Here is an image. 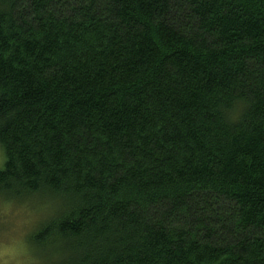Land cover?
<instances>
[{"label": "trees", "instance_id": "1", "mask_svg": "<svg viewBox=\"0 0 264 264\" xmlns=\"http://www.w3.org/2000/svg\"><path fill=\"white\" fill-rule=\"evenodd\" d=\"M0 149L40 264H264V0H0Z\"/></svg>", "mask_w": 264, "mask_h": 264}, {"label": "rangeland", "instance_id": "2", "mask_svg": "<svg viewBox=\"0 0 264 264\" xmlns=\"http://www.w3.org/2000/svg\"><path fill=\"white\" fill-rule=\"evenodd\" d=\"M3 163L0 149V168ZM23 205L0 209V264H40L24 253L28 235L39 220L40 212L33 204Z\"/></svg>", "mask_w": 264, "mask_h": 264}, {"label": "clouds", "instance_id": "3", "mask_svg": "<svg viewBox=\"0 0 264 264\" xmlns=\"http://www.w3.org/2000/svg\"><path fill=\"white\" fill-rule=\"evenodd\" d=\"M237 113H234L233 115L235 116Z\"/></svg>", "mask_w": 264, "mask_h": 264}]
</instances>
